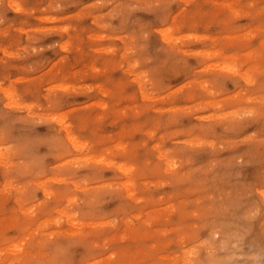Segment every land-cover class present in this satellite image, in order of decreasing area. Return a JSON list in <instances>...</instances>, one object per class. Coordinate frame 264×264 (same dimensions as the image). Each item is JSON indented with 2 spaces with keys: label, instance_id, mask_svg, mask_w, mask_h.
Segmentation results:
<instances>
[{
  "label": "rangeland",
  "instance_id": "1",
  "mask_svg": "<svg viewBox=\"0 0 264 264\" xmlns=\"http://www.w3.org/2000/svg\"><path fill=\"white\" fill-rule=\"evenodd\" d=\"M0 264H264V0H0Z\"/></svg>",
  "mask_w": 264,
  "mask_h": 264
}]
</instances>
